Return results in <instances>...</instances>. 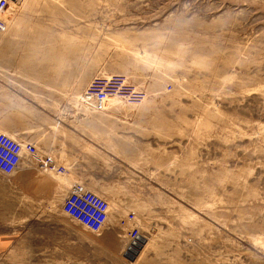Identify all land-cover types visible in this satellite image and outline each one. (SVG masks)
Returning <instances> with one entry per match:
<instances>
[{
    "label": "rangeland",
    "instance_id": "374dc122",
    "mask_svg": "<svg viewBox=\"0 0 264 264\" xmlns=\"http://www.w3.org/2000/svg\"><path fill=\"white\" fill-rule=\"evenodd\" d=\"M5 18L0 82L33 80L0 86L1 132L47 153L57 130L42 109L130 106L144 122L114 138L113 164L71 170L53 151L66 174L31 158L0 172V264H264V228L234 227L243 162L264 189V0H10ZM93 79L131 101L84 104ZM73 182L109 201L101 232L60 212Z\"/></svg>",
    "mask_w": 264,
    "mask_h": 264
},
{
    "label": "crops",
    "instance_id": "0c3cea01",
    "mask_svg": "<svg viewBox=\"0 0 264 264\" xmlns=\"http://www.w3.org/2000/svg\"><path fill=\"white\" fill-rule=\"evenodd\" d=\"M31 77L22 78H10V82H0V86H8L10 90H16L19 85H27L32 82ZM15 85V88L12 86ZM155 98H150L154 100ZM148 100V99H147ZM139 108L143 103L138 104ZM130 107V106H128ZM127 106L125 108H111L109 110L102 111V113H95L92 111H73V110H58L56 113L43 111L40 112L41 127L46 128L49 132L52 131V125L44 123L45 117L51 119V122H55L57 134L53 136V140L56 141L55 147H50L46 152L51 153L53 151L63 152V155L69 157L65 160L66 165L73 170V168H85L86 166L96 165L97 159H102L105 163L113 164V160L118 157L114 154V138L118 140L124 139V133L127 130L129 124L144 122L143 115L130 114ZM101 111V110H100ZM139 111V110H136ZM126 114H129L126 115ZM59 117H66L60 119ZM141 117L143 119L140 121ZM140 121V122H139ZM16 123H3L4 129L10 133H19L16 127ZM26 132L22 130L21 133ZM59 155V154H58ZM76 157V159H74ZM245 172L239 174V178H242V188L240 191L241 203L243 212L246 213L245 220L241 221L242 224L235 225L238 228H264V189L258 190L257 188V175L251 172L252 167L250 162L242 163ZM250 166V167H248ZM259 193V194H258ZM255 212H262V216L257 219L254 215ZM240 222V221H239Z\"/></svg>",
    "mask_w": 264,
    "mask_h": 264
},
{
    "label": "built area",
    "instance_id": "2783aa9c",
    "mask_svg": "<svg viewBox=\"0 0 264 264\" xmlns=\"http://www.w3.org/2000/svg\"><path fill=\"white\" fill-rule=\"evenodd\" d=\"M10 0H0V31L7 26L5 13L9 8ZM121 85L111 84L109 79H93L80 98L81 101L97 110H104L111 96L125 98L131 101V96L119 95ZM142 98L137 99L141 101ZM12 137L0 131V172L5 175L12 174L19 168L24 159H34L42 168L51 170L59 175L67 173V168L58 163L51 153H43L37 144L23 139L16 134ZM60 212L72 221L93 233H99L107 223L109 216V201L88 189L82 182H73L63 195L60 202ZM124 222L131 224L128 230V241H137L142 234L137 224V215L130 211Z\"/></svg>",
    "mask_w": 264,
    "mask_h": 264
},
{
    "label": "bare ground",
    "instance_id": "6f19581e",
    "mask_svg": "<svg viewBox=\"0 0 264 264\" xmlns=\"http://www.w3.org/2000/svg\"><path fill=\"white\" fill-rule=\"evenodd\" d=\"M107 78H109V77H107ZM82 95V94H81Z\"/></svg>",
    "mask_w": 264,
    "mask_h": 264
}]
</instances>
